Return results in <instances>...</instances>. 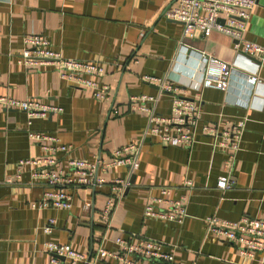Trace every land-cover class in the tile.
I'll return each instance as SVG.
<instances>
[{
	"label": "crops",
	"instance_id": "crops-1",
	"mask_svg": "<svg viewBox=\"0 0 264 264\" xmlns=\"http://www.w3.org/2000/svg\"><path fill=\"white\" fill-rule=\"evenodd\" d=\"M244 38L264 46V0H255ZM178 0H0V95L36 98L62 108L27 124L25 112L0 105V264H51L42 250L45 241L69 244L82 253L98 246L115 250L114 238L149 237L165 245L174 264H264V252L244 258L238 248L208 229L206 218L236 220L243 215L264 218V63L237 54L234 39L213 30L203 36L195 30L183 35V25L163 12ZM25 34L44 35L52 50L64 57L95 62L104 69L101 81L110 88V99L100 101L87 89L73 87L50 65L26 67L20 62ZM188 51L179 49L180 42ZM198 51L236 68L223 89L203 88L195 98L201 109L196 139L190 147L162 145L150 135L145 112L135 108L130 96L155 95L157 84L145 75L164 79L185 89L196 74ZM256 71L257 83L247 85L245 74ZM187 86V87H186ZM170 92H163L156 112L168 116ZM148 104V103H147ZM133 106V107H131ZM244 120L239 150L233 166L234 185L216 188L223 173L225 151L214 149L211 138L200 132L202 124L222 131ZM36 131L54 138L40 142L28 136ZM71 146L56 151L57 166L67 158L109 160L118 146L139 145L138 168L130 175L126 166L98 172L104 183L70 188L71 207L36 208L49 188L34 173L40 168L23 166L21 159L44 154L42 144ZM130 185L116 202L107 225L99 216L107 200L109 180L127 178ZM13 180L7 183L6 180ZM189 180L191 188L183 182ZM171 189V198L187 196V216L181 224L145 217L143 209L160 189ZM89 203V207H85ZM54 219L50 233L42 231ZM99 264H115L104 259Z\"/></svg>",
	"mask_w": 264,
	"mask_h": 264
},
{
	"label": "built area",
	"instance_id": "built-area-1",
	"mask_svg": "<svg viewBox=\"0 0 264 264\" xmlns=\"http://www.w3.org/2000/svg\"><path fill=\"white\" fill-rule=\"evenodd\" d=\"M255 3V0H178L177 5L164 10L163 16L180 22L183 25L184 36H191L195 30L207 36L213 30H217L232 37L237 54L255 59L258 70L264 63V46L244 38L247 21ZM22 42L24 49L20 54V62L26 67L50 65L55 68L61 79L73 87L89 90L92 96L100 101L106 102L110 99V88L101 81L104 75L101 65L62 56L50 48L48 39L41 34H25ZM179 49L188 51V46L181 41ZM197 55L199 62L196 74L190 76L187 83L194 91V99L184 97L182 93L185 89L181 86L166 84L164 79L153 75H145L143 80L157 84L159 87L157 94L129 97L131 103H138L135 108L147 115L144 135L152 136L162 145L190 147L194 144L201 117V109L195 98L203 88H225L236 68L235 62L229 64L203 51H198ZM244 78L246 84L250 86L258 82L256 71L245 74ZM163 92L172 94L168 116L156 112V103ZM0 105L25 112L28 125L36 118H45L51 113L62 111L61 107L36 98L16 99L8 95H0ZM261 107H264V96ZM243 128L244 120H238L222 131L208 124L200 126V132L211 138L212 148L225 151L223 173L216 181V188L220 191L229 190L235 183L233 166ZM28 136L43 143L55 141L51 136L36 131H29ZM41 147L44 154L34 159H21L17 163L18 170L23 166L40 168V171L34 174L44 179L49 188L40 201L31 204L36 208L68 209L71 207V196L68 191L70 188L95 187L104 183L105 178L98 176V172L105 173L110 168L126 166L129 175L138 168L139 145L136 143L118 146L109 160L98 154L91 160L67 158L65 168L57 166L54 152L68 151L71 146L56 143L49 146L45 143ZM6 182L13 180L8 179ZM109 184L110 193L99 216L106 225L116 202L130 185L129 176L125 179L112 178ZM183 185L187 189L192 187L189 180L184 181ZM170 194V188L162 187L160 195L151 197L146 203L143 215L181 224L187 216V196L171 198ZM85 207H89V203H85ZM206 223L209 231L218 238L234 244L242 257L253 258L256 253L264 252L263 217L243 215L236 220L208 217ZM53 226L54 219H49L42 231L48 234ZM114 243L117 246L115 250L98 246L86 254L73 249L69 244L45 241L42 250L50 255L51 264H99L106 258L113 260L115 264H174L173 254L166 251L164 243L158 240L117 235Z\"/></svg>",
	"mask_w": 264,
	"mask_h": 264
},
{
	"label": "water",
	"instance_id": "water-1",
	"mask_svg": "<svg viewBox=\"0 0 264 264\" xmlns=\"http://www.w3.org/2000/svg\"><path fill=\"white\" fill-rule=\"evenodd\" d=\"M130 182L132 183L133 181L131 180Z\"/></svg>",
	"mask_w": 264,
	"mask_h": 264
}]
</instances>
